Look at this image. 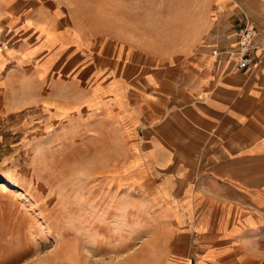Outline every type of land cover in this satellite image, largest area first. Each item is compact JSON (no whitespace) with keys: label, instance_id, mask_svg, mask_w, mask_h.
I'll list each match as a JSON object with an SVG mask.
<instances>
[{"label":"rangeland","instance_id":"rangeland-1","mask_svg":"<svg viewBox=\"0 0 264 264\" xmlns=\"http://www.w3.org/2000/svg\"><path fill=\"white\" fill-rule=\"evenodd\" d=\"M216 10L217 0H0V58L23 52L0 59V264L187 258L173 183L151 164L170 154L156 145L159 117L181 104L167 76L213 56ZM46 39L69 49L41 50ZM217 263L264 264V240L227 243Z\"/></svg>","mask_w":264,"mask_h":264},{"label":"crops","instance_id":"crops-1","mask_svg":"<svg viewBox=\"0 0 264 264\" xmlns=\"http://www.w3.org/2000/svg\"><path fill=\"white\" fill-rule=\"evenodd\" d=\"M214 15L205 41L217 54L166 75L181 104L153 116L163 119L156 124V145L170 154L151 166L164 181L170 177L181 205L176 226L193 246L187 258L164 264H219L227 243L264 240V0H217ZM244 24L254 32L252 63L238 70L236 30ZM65 45L46 39L40 48L64 52ZM21 53L11 48L1 58ZM149 86L158 92L154 80ZM152 103L164 107L160 100Z\"/></svg>","mask_w":264,"mask_h":264},{"label":"built area","instance_id":"built-area-1","mask_svg":"<svg viewBox=\"0 0 264 264\" xmlns=\"http://www.w3.org/2000/svg\"><path fill=\"white\" fill-rule=\"evenodd\" d=\"M237 40L235 44L236 58L234 61V67L238 70L246 69L250 67L252 63L251 51L253 47L254 32L249 25H241L236 30ZM217 50H212V55L215 56Z\"/></svg>","mask_w":264,"mask_h":264}]
</instances>
